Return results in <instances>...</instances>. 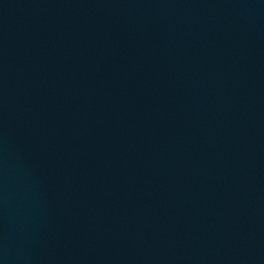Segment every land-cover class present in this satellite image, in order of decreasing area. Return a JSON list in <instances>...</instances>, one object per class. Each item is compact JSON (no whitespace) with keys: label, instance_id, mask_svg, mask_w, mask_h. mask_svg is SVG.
<instances>
[{"label":"water","instance_id":"95a60500","mask_svg":"<svg viewBox=\"0 0 264 264\" xmlns=\"http://www.w3.org/2000/svg\"><path fill=\"white\" fill-rule=\"evenodd\" d=\"M0 264H264V0H0Z\"/></svg>","mask_w":264,"mask_h":264}]
</instances>
